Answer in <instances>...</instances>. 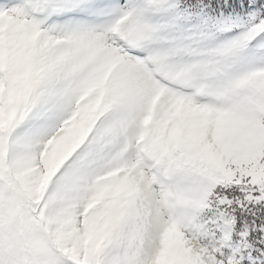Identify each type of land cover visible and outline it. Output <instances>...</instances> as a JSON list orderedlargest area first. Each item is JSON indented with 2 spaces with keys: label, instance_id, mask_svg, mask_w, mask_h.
Returning a JSON list of instances; mask_svg holds the SVG:
<instances>
[{
  "label": "snow or ice",
  "instance_id": "snow-or-ice-1",
  "mask_svg": "<svg viewBox=\"0 0 264 264\" xmlns=\"http://www.w3.org/2000/svg\"><path fill=\"white\" fill-rule=\"evenodd\" d=\"M0 264H264V0H0Z\"/></svg>",
  "mask_w": 264,
  "mask_h": 264
}]
</instances>
